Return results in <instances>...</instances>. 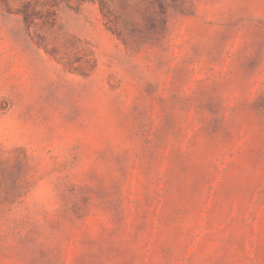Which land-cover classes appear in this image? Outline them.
Segmentation results:
<instances>
[{"label": "rangeland", "instance_id": "374dc122", "mask_svg": "<svg viewBox=\"0 0 264 264\" xmlns=\"http://www.w3.org/2000/svg\"><path fill=\"white\" fill-rule=\"evenodd\" d=\"M0 264H264V0H0Z\"/></svg>", "mask_w": 264, "mask_h": 264}]
</instances>
